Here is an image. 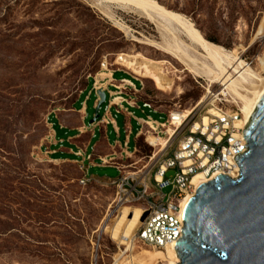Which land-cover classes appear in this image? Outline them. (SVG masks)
I'll return each instance as SVG.
<instances>
[{"label":"rangeland","instance_id":"rangeland-1","mask_svg":"<svg viewBox=\"0 0 264 264\" xmlns=\"http://www.w3.org/2000/svg\"><path fill=\"white\" fill-rule=\"evenodd\" d=\"M161 1L197 27L214 31L222 46L237 48L239 56L247 58L248 64L253 62L250 66L264 76L259 59H264L261 33L264 0H214L215 3L201 0L199 8L194 10L196 0ZM97 3L96 0H0V264H164L159 262V252L131 244L144 217V208L125 204L113 214L111 204L116 188L107 179L117 178L119 170L113 166L93 167L89 176L96 179L81 183L83 173L79 163L50 153L48 140L52 128L47 118L50 116L58 131L57 118L69 128L79 126L82 121L78 104L83 100V107L89 97L85 122L89 126L95 113L91 90L106 57L110 69L128 72H117L116 80L136 76L144 83L138 95L140 99L149 100L163 112L136 110L131 123L129 150L132 152L139 117L150 116L166 124L171 111L195 107L206 96L209 81L183 71L181 63L154 47L131 40L146 37L158 40L153 24L141 15L115 3H109L110 9L101 6L106 10L102 12ZM119 23L127 24L130 31H122ZM121 52L171 61L172 66H164L171 77L169 89L160 90L153 80L118 64ZM173 67L182 72H174ZM108 74L111 76V71ZM139 80L135 81L137 87L141 85ZM179 88L182 94H178ZM211 88L220 92V98L233 102L230 96L223 95L221 84H213ZM108 100L109 92L106 103ZM204 105L195 111L198 117L211 108L210 105L203 108ZM226 106L236 108L233 103ZM103 112L104 105L100 115ZM118 121L120 135L108 127L107 137L112 144L126 139L123 117ZM159 129L165 131L163 127ZM142 130H149L147 124H142ZM64 133L60 130L62 136L74 134L69 130ZM95 134L91 140L93 147L101 139L97 127ZM177 134L166 153L175 150ZM157 136L169 139L164 133ZM76 143L84 147L87 142L82 137ZM156 150L141 135L137 152L122 162L150 168L153 160L150 162L147 156ZM108 152L107 144L97 148L98 155ZM175 173L170 170L166 178L173 180ZM171 189L168 186L164 192ZM106 223L109 229L104 231ZM121 245L130 246L131 252L123 254ZM116 255L120 256L119 261Z\"/></svg>","mask_w":264,"mask_h":264},{"label":"built area","instance_id":"built-area-1","mask_svg":"<svg viewBox=\"0 0 264 264\" xmlns=\"http://www.w3.org/2000/svg\"><path fill=\"white\" fill-rule=\"evenodd\" d=\"M244 61L246 62L247 58H244ZM252 63L250 62L249 65ZM110 66L105 57L94 78L95 82L91 92L95 93L97 101L100 99L96 94L98 89L102 88L107 93V89L101 84L98 85V82L103 83L104 79L109 78L107 75L102 76L101 72L111 71L112 74ZM98 76L100 77L97 78ZM132 76L139 80L136 76ZM136 80L121 79L115 92L108 91L109 100L107 103L104 102V112L100 115L97 123H109L117 119V114L111 115L113 106L118 108L117 113L121 109V104L127 101L133 107H140L138 95L144 88V83L139 80L141 85L137 87ZM211 87L205 88L207 102L203 108L210 105L216 109L217 113L212 114L210 121L205 124L202 116L198 117L197 112L190 116H184L181 109L171 111L167 123L175 126L176 134L178 133L179 136L175 150L168 154L166 148L155 159V152L147 156L150 162L153 160L150 168H146L145 165L142 168H137L134 163L123 165L114 156L101 159L102 165L115 166L121 171L119 177L108 180L116 188L115 199L111 204L113 214L118 213L121 206L125 204L134 206L136 204L145 210L144 217L131 240V244L134 246L161 250L174 249L173 244L181 237L180 229L184 227L182 214L185 200L189 195L190 197L195 195L197 190L193 183L194 177L198 173H202L211 180L219 174L232 177V173L240 171L235 158L237 154L248 150L243 135L246 120L243 121L244 116L237 103L229 101L224 96H222L224 98H218L216 94L219 91L214 92ZM210 88L212 91H209ZM226 103H233L237 109L228 108ZM142 107L153 108L150 102H144ZM47 122L52 128L54 124L50 116L47 118ZM150 123L155 126L152 128L156 135L164 133L165 136H169L166 131L159 129L165 123L149 116L142 124L150 125ZM176 123L180 125L177 126ZM196 123H199L197 127H195ZM152 147L155 148V146ZM87 159L91 161V156H87ZM130 167L135 168V171L128 170ZM172 169L176 173L173 180H169L166 178V174ZM80 170L83 173L81 183L87 184L95 180L94 177L89 176V166L81 163ZM168 186H171L172 189L169 193H165L164 189ZM121 246L124 247L123 254L131 252L128 245Z\"/></svg>","mask_w":264,"mask_h":264},{"label":"water","instance_id":"water-1","mask_svg":"<svg viewBox=\"0 0 264 264\" xmlns=\"http://www.w3.org/2000/svg\"><path fill=\"white\" fill-rule=\"evenodd\" d=\"M90 120L94 124L107 93ZM246 150L236 155L234 179L219 174L201 184L183 208L181 237L173 247L175 264H264V94L243 129Z\"/></svg>","mask_w":264,"mask_h":264},{"label":"bare ground","instance_id":"bare-ground-1","mask_svg":"<svg viewBox=\"0 0 264 264\" xmlns=\"http://www.w3.org/2000/svg\"><path fill=\"white\" fill-rule=\"evenodd\" d=\"M96 1L100 8L105 5L106 8L110 9L111 5L109 3H115L124 10H128L131 13H138L139 16L141 15L143 18L151 22L158 33V40L149 37H146L145 40L134 37L135 39L131 40L154 47L163 54L177 60L184 67L183 71H187L197 77L206 78L209 81L208 86H212L216 83L221 84V86L224 87L222 91L223 95L230 96L233 99V102L240 106L244 116L243 121L245 119L247 123L250 114L264 94V76L257 73L258 71H255L239 56L237 48L230 50L220 44L210 41L189 18L183 14L168 9L157 0ZM97 4L96 6H98ZM103 10L105 9L102 8V12ZM126 25L125 23H119V28L128 33L130 27ZM261 29V33L264 34V25ZM262 58L259 57L264 66V59ZM116 62L127 67L133 72V74L135 73L143 78H149L151 81L153 80L156 87L160 90L166 91L170 87L171 77H169L168 72L165 71L166 69H164V66L167 64L172 66V63L167 59H154L144 54L121 52ZM173 68L176 73L182 72V70L177 67ZM175 76L179 78L177 74ZM259 86L260 88H258ZM209 91H211V88ZM182 93L183 91L179 88L178 94ZM219 94L220 92L216 94L218 95V98H220ZM206 102L207 96H204L198 101L195 107L183 109L184 116L192 115ZM216 113V109L211 107L206 114L202 116L205 124L210 121L211 115ZM176 125L179 126L180 124L176 123ZM198 125L199 123H196L195 127ZM147 126L149 130L145 131L144 136L147 138L146 140L151 146L157 148L155 151V159L161 152L169 147V143L173 141L176 135V129L173 124H164L163 128L167 134H169V139L163 140L162 137L157 136L154 132V129L152 128L154 125L152 123ZM231 176L236 179L239 177V172H234ZM159 178H161V176H159ZM208 181L209 178L206 177L205 174L198 173L194 177L193 183L195 187L198 188L201 184ZM189 197L190 195L186 198L185 203ZM108 229L109 225L106 223L104 231H107ZM153 250L160 253L158 255L159 262H163L164 264H175L181 261L180 258L177 257L176 251L173 248H168L166 250L156 248ZM146 254L152 256L155 255V253L151 252H146Z\"/></svg>","mask_w":264,"mask_h":264},{"label":"crops","instance_id":"crops-1","mask_svg":"<svg viewBox=\"0 0 264 264\" xmlns=\"http://www.w3.org/2000/svg\"><path fill=\"white\" fill-rule=\"evenodd\" d=\"M125 72L128 73L124 70L121 69H112V74L111 76H109V72H101L102 74H105L107 76H109V78L104 79V82L101 84L105 89H107V92H115V88L116 86L120 85V80H116L115 74L117 72ZM122 79H128V80H136V78H122ZM137 81V80H136ZM113 88V89H112ZM92 95L95 97V94L92 93ZM89 97L85 100V104L82 107L79 106L80 108L78 109V112L81 113V124L79 126L76 127H67L64 126L63 124H61L60 120L57 118L58 120V124H59V129L61 131H64L65 135H66V130L69 131H73V135L70 136L68 135L66 136H62L60 135V130L58 131L55 127L54 121L53 122V127L51 129V133H50V138H49V151L50 153H54L53 156L60 158V157H69V158H73V160L79 164L84 163L85 165L89 166L90 169L93 167H107L106 165H102L101 163V159L102 158H107L110 156H114V158L116 160H120L119 163L123 164V165H128L125 164L122 161L128 160L132 155H134L137 152L138 149V140L140 138L141 135H144V131L142 130V123L144 120H146L147 118H143V117H139L137 120V125H138V130L135 133V141H136V146L134 148V150L131 152L129 150V145H130V134L132 132V121L135 120V115H136V110H140L142 112H144V109H148V110H153L154 112H162L159 111L156 107H154L152 109L149 108H143L142 105L144 102H149V100H143L140 99V97L138 96V103L140 107H133L131 104H129V102L127 101L126 103L121 104V109L120 111L117 113L118 108L116 106H113L111 109V115H116L117 114V119L113 120L109 123H94V124H90L89 122V126L88 124H86V120H87V101H88ZM83 102V100H82ZM97 103V98L95 97V101H94V106ZM163 113V112H162ZM123 117V128H124V132L126 133V139L121 142L119 140L115 141L113 144L109 142L108 137H107V131H108V127H113L115 132L117 133V135H120V124H119V119ZM99 128L101 131V139L100 141L93 147L91 145V140L93 138H95L96 134H95V128ZM140 131H142L140 133ZM85 137V142L86 145L84 147H80L77 143L76 140L79 138ZM62 142V143H61ZM108 145L109 147V152L105 153L103 155L101 154H97V148H100L102 145ZM125 144H127L125 146ZM91 151V152H90ZM87 156H91V161H89L87 159ZM115 167V166H113ZM116 169H118L117 167H115ZM119 170V169H118ZM120 175H121V171L119 170ZM119 175V176H120ZM118 176V177H119ZM96 179V178H95ZM109 180V179H107Z\"/></svg>","mask_w":264,"mask_h":264},{"label":"trees","instance_id":"trees-1","mask_svg":"<svg viewBox=\"0 0 264 264\" xmlns=\"http://www.w3.org/2000/svg\"><path fill=\"white\" fill-rule=\"evenodd\" d=\"M160 3H163L161 0H158ZM200 1L201 0H196V2H194L193 3V10L195 9V8H199V4H200ZM213 2L215 3V1L213 0ZM170 8V7H169ZM211 10H214V6L213 7H211ZM196 24V23H195ZM197 25V24H196ZM198 26V25H197ZM199 28V27H198ZM201 31H202V33L204 34V36L207 38V39H209L210 41H212V42H214V43H217V44H220V41H219V38L214 34V31H211V30H209V31H205L203 28H199ZM221 45V44H220ZM228 49H231V48H228ZM98 72V71H97ZM84 95H86L85 94V92L83 93ZM81 104H82V100H80V102H79V104H78V106H81ZM163 122V121H162Z\"/></svg>","mask_w":264,"mask_h":264}]
</instances>
